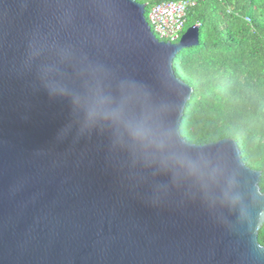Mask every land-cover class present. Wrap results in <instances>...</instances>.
I'll use <instances>...</instances> for the list:
<instances>
[{"label": "water", "instance_id": "obj_1", "mask_svg": "<svg viewBox=\"0 0 264 264\" xmlns=\"http://www.w3.org/2000/svg\"><path fill=\"white\" fill-rule=\"evenodd\" d=\"M136 0H0V264H264L262 171L189 143Z\"/></svg>", "mask_w": 264, "mask_h": 264}, {"label": "trees", "instance_id": "obj_2", "mask_svg": "<svg viewBox=\"0 0 264 264\" xmlns=\"http://www.w3.org/2000/svg\"><path fill=\"white\" fill-rule=\"evenodd\" d=\"M136 1L148 5V15L178 0ZM193 25H200L201 44L181 51L175 64L194 89L181 134L195 145L237 141L245 164L262 171L264 193V0H199L185 32ZM259 242L264 246V226Z\"/></svg>", "mask_w": 264, "mask_h": 264}, {"label": "built area", "instance_id": "obj_3", "mask_svg": "<svg viewBox=\"0 0 264 264\" xmlns=\"http://www.w3.org/2000/svg\"><path fill=\"white\" fill-rule=\"evenodd\" d=\"M199 0L168 1L154 5L147 19L160 41L178 43L185 34L188 11ZM250 21L249 18H247Z\"/></svg>", "mask_w": 264, "mask_h": 264}]
</instances>
